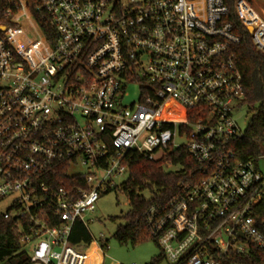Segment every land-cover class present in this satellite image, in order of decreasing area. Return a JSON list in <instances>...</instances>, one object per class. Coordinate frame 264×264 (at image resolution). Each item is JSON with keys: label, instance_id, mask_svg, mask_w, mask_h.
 Masks as SVG:
<instances>
[{"label": "built area", "instance_id": "built-area-1", "mask_svg": "<svg viewBox=\"0 0 264 264\" xmlns=\"http://www.w3.org/2000/svg\"><path fill=\"white\" fill-rule=\"evenodd\" d=\"M8 5L0 214L16 222L29 264H89L107 240L74 246V225L88 228L101 196L122 189L115 180L129 175L133 157L182 149L197 172L147 214L167 263L224 264L253 246L264 251V128L257 153L238 148L247 130L233 103L244 101V87L226 0H42L50 41L25 0ZM236 14L264 55V15L246 0ZM133 87L138 99L127 104Z\"/></svg>", "mask_w": 264, "mask_h": 264}, {"label": "trees", "instance_id": "trees-1", "mask_svg": "<svg viewBox=\"0 0 264 264\" xmlns=\"http://www.w3.org/2000/svg\"><path fill=\"white\" fill-rule=\"evenodd\" d=\"M25 1L30 15L34 17L48 40H52L53 26L43 17L44 10L38 11L42 6V0ZM238 1L226 0L229 13L224 20L233 26L234 33L240 38V43L232 49V53L243 76V103L252 108L249 112L250 122L246 139L237 146L243 153L250 155L258 152L257 141L261 139L264 128V55L257 52L252 36L237 17ZM246 1L252 4L250 0ZM8 6V0H0V24L7 23L4 17H7L5 12ZM12 10L13 14L19 12L17 9ZM196 172L195 163L184 149L168 153L157 161L133 157L129 165V178L121 189L128 196L130 212L125 217L126 224L119 226L114 239L125 245L128 242L136 245L138 242L151 239L157 243L147 223L150 208L154 206L165 208L168 202L178 195L179 185L187 180V174ZM261 210L264 212V202L261 204ZM15 224L16 222L5 220L0 214V264L30 263L27 252L20 246L18 232L13 229ZM73 229L70 239L72 245L83 248L95 241L89 228L84 224L77 222ZM102 248L105 251L107 244H102ZM229 258L224 264H264V251L253 246L241 259L233 254H229ZM163 259L162 253L154 257L150 264H160Z\"/></svg>", "mask_w": 264, "mask_h": 264}, {"label": "rangeland", "instance_id": "rangeland-1", "mask_svg": "<svg viewBox=\"0 0 264 264\" xmlns=\"http://www.w3.org/2000/svg\"><path fill=\"white\" fill-rule=\"evenodd\" d=\"M245 1V0H244ZM247 2V1H246ZM251 6L260 15H264V0H250ZM25 34L34 37L35 31L27 28ZM130 97L126 103L138 99V87L131 88ZM234 117L238 121L241 129L246 131L249 126V112L252 108L242 101L236 100L234 103ZM260 171L264 173V160L259 162ZM128 180V176L115 180L117 186L122 185ZM5 205H1L2 210ZM96 212L87 217L88 228L98 245L101 244V235L107 240V249L96 254V261L92 258L94 247L90 251L89 264H150L154 257L162 254V250L152 239L145 242H138L133 245L131 242L120 244L114 239L119 226L126 224L125 217L130 212L128 196L120 189L111 191L101 196L96 204ZM115 220V221H114ZM100 254V255H99ZM160 264H168L166 260Z\"/></svg>", "mask_w": 264, "mask_h": 264}, {"label": "bare ground", "instance_id": "bare-ground-1", "mask_svg": "<svg viewBox=\"0 0 264 264\" xmlns=\"http://www.w3.org/2000/svg\"><path fill=\"white\" fill-rule=\"evenodd\" d=\"M98 253V250H97V248H96V246H94V251H93V253H92V258H94L95 259V261H96V254Z\"/></svg>", "mask_w": 264, "mask_h": 264}, {"label": "water", "instance_id": "water-1", "mask_svg": "<svg viewBox=\"0 0 264 264\" xmlns=\"http://www.w3.org/2000/svg\"><path fill=\"white\" fill-rule=\"evenodd\" d=\"M243 98H244V97H243ZM243 98H242V99H243Z\"/></svg>", "mask_w": 264, "mask_h": 264}, {"label": "crops", "instance_id": "crops-1", "mask_svg": "<svg viewBox=\"0 0 264 264\" xmlns=\"http://www.w3.org/2000/svg\"><path fill=\"white\" fill-rule=\"evenodd\" d=\"M100 255V254H99Z\"/></svg>", "mask_w": 264, "mask_h": 264}]
</instances>
